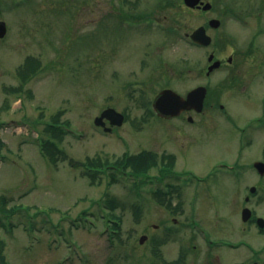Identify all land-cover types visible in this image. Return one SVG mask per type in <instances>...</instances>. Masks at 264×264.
I'll use <instances>...</instances> for the list:
<instances>
[{"label": "rangeland", "instance_id": "rangeland-1", "mask_svg": "<svg viewBox=\"0 0 264 264\" xmlns=\"http://www.w3.org/2000/svg\"><path fill=\"white\" fill-rule=\"evenodd\" d=\"M205 1L214 7L206 14L183 0H0V20L8 28L0 39V249L8 264H167L177 257V241L187 238L179 233L161 242L165 229H174V218L179 232L180 219L193 215L208 226L210 216L221 223L238 221L229 208L230 184L222 187L221 179L214 182L209 175L220 162H239V136L226 122L242 126L264 107V0ZM210 18L222 21L219 30L208 28L210 47L183 39ZM212 52L224 61L237 57L207 77ZM30 58L39 65L25 78L20 71ZM233 75L239 78L235 88L228 82L216 89ZM198 85L210 89L206 107H224L198 117L206 121L205 130L180 119L179 137L175 125L147 114L166 86L185 96ZM107 107L126 115L112 133L94 124ZM54 117L83 135L64 136L59 141L64 154L55 160L41 144ZM144 150L178 152L176 170L195 171L196 178L180 191L185 200L180 198L179 215L173 206L155 204L149 187L139 188L138 195L133 180L118 176L108 186L107 172L102 183L92 185L84 175L87 158L113 163ZM178 176L171 175L172 183L179 184ZM108 194L120 205L122 231L116 242L104 233ZM85 211L96 224L80 220L74 227L71 220ZM221 231L213 233L239 235L233 227ZM142 235L148 236L143 244ZM249 239L260 248L262 263L264 239ZM79 249L81 256L74 253ZM231 251L225 255L230 262L251 258L245 248ZM193 253L190 246L187 264L196 262Z\"/></svg>", "mask_w": 264, "mask_h": 264}, {"label": "flooded vegetation", "instance_id": "flooded-vegetation-1", "mask_svg": "<svg viewBox=\"0 0 264 264\" xmlns=\"http://www.w3.org/2000/svg\"><path fill=\"white\" fill-rule=\"evenodd\" d=\"M210 19H208V22ZM234 59V55L230 56L227 63L223 61V66H230L228 63H233ZM177 75V80H180V73ZM226 84L227 82L216 89L222 91L223 86H226ZM164 89L173 88L166 86ZM164 89H162L155 97L152 103L153 110L155 100ZM214 106L215 105H212V107H204L202 112L187 110L181 114L179 113L176 117L163 116L154 110V115H152V117L163 123H169L173 126L175 125L176 132L180 137V119H185L188 123H191L192 126L205 130L207 127L206 121H203L204 119L198 120V117H205L209 108L212 110L218 108L219 110L224 111L223 105H219V107ZM226 123H228L232 130L239 136L238 147L240 148V151L237 156L239 162L232 165L226 162H220L213 167L209 176L210 180L214 182L215 180L221 179L224 182V184H220L222 187L228 186V188H230L231 186L233 194L232 198L229 200V208L233 216L238 217V221L235 218L236 222L234 223L232 220H227L221 223L218 221L219 217L210 216L209 221L211 226H208L201 218L194 215L180 219V232L177 233V236H179V233H184L187 238H180V241H177L180 243L177 257L175 259L176 264H185L191 259L190 246H192V249L195 252L193 255L197 259L194 260L196 261L194 264H264L258 261V258L261 257H258L256 254V250L260 248L256 247L254 241L253 243L248 241L250 240V237L251 239H255L256 237H258V239H264V107H261V110L257 113L256 117L244 120L242 126L236 125L234 120L227 121ZM107 125H110V121H107ZM179 150L180 145L178 146V151ZM249 153L251 154L248 155ZM162 154L170 155L172 156V159H175V161L173 160L172 168H164V170H170V176L172 174H175V176L178 174L196 175L193 170L183 172L176 170L175 165L179 160L178 152H166ZM247 155L248 157H246ZM161 170L162 169L156 168L152 169V172L157 171L158 174L156 175H159ZM152 172H150V175ZM227 183H229L230 186ZM184 186L186 185L179 187L177 190V206H180V198L181 200H185L183 196H180V191ZM165 197L169 198V195H166ZM154 201L155 203H158L156 199H154ZM173 220L178 224L177 219ZM227 227H233L235 232L239 234L238 237L234 238L223 235H214L215 233L213 232L215 228H218L221 231ZM174 234L176 233H170V231L165 230L164 236H166V238L161 236V240L165 241ZM259 247H264V244ZM243 248L249 251L251 256L250 259L247 257L245 261L234 263L226 260V251H238Z\"/></svg>", "mask_w": 264, "mask_h": 264}, {"label": "trees", "instance_id": "trees-1", "mask_svg": "<svg viewBox=\"0 0 264 264\" xmlns=\"http://www.w3.org/2000/svg\"><path fill=\"white\" fill-rule=\"evenodd\" d=\"M172 2L168 3V6H172L171 5ZM126 16V15H125ZM180 29H182L180 27ZM39 62H37L36 60L33 59H28L27 65L26 67H24L21 71H20V76H23L25 78H28L30 73H36V69ZM36 68V69H35ZM236 81H238L236 79ZM64 125H69V122H64V123H60L59 122V117H54L52 121L48 122L46 124L45 127V133L47 135H49V137L45 138L44 140H41V144L43 149H45V153L46 155H49L50 157L53 158V160H55V156L57 154H64V150L61 148V146L59 145V141L62 142L64 136H67V132L64 130L63 126ZM1 128V125H0ZM2 146L3 143H2ZM167 157V156H166ZM166 157L162 158V161L166 160ZM161 161V157L158 153L153 152V151H142L139 154H135V155H129L128 153L125 154L124 156H122L121 158L117 159L114 163H112L114 166H117L118 168L124 170V171H128L130 173H138L141 175H145L147 174L153 167H159V163ZM109 164V161H105V163L100 159V158H87L86 161H84L82 163V166L84 167V175L87 176L88 178H90L92 185H98L100 183H102V177L105 175L103 174V172H92L89 171L87 168H97V169H103L106 167V165ZM168 166H171L170 164H168ZM111 175H109L110 180L108 182V186L113 185L116 181H117V177L120 176L118 173L116 172H111ZM162 176H166V173H163ZM121 177V176H120ZM144 183V182H142ZM107 199L105 200L110 213L109 216L111 219H121L120 216L116 215V209L120 206L119 202L111 197L109 194L107 195ZM159 197H161L160 195H158ZM161 199V200H160ZM158 199L160 201V205L164 206L165 204H167L169 207L172 209V205L169 199L168 202H163V198ZM2 204L5 206L6 205V200L2 199L1 200ZM170 202V203H169ZM135 209V214L138 216V210L136 207H134ZM2 211L4 213L8 212L7 210L2 208ZM14 210H9V212H13ZM177 211V208H176ZM175 211V212H176ZM115 228H117L116 225H114ZM158 255L160 256V258L163 259L161 251L160 253H158ZM0 256L2 259V263L3 264H8L3 256V252L0 249ZM174 264V263H173Z\"/></svg>", "mask_w": 264, "mask_h": 264}, {"label": "water", "instance_id": "water-1", "mask_svg": "<svg viewBox=\"0 0 264 264\" xmlns=\"http://www.w3.org/2000/svg\"><path fill=\"white\" fill-rule=\"evenodd\" d=\"M185 4L190 8H202L204 11H209L212 8L211 3H204L202 0H184ZM221 22L219 20H212L210 26L213 28H218ZM7 33L6 23L0 21V38H3ZM194 42L209 46L212 43V38L207 35L205 27H200L191 35ZM214 55H211L209 61H212ZM221 66V62H215L208 70V75H210L215 69ZM206 87H198L188 93L187 97L184 98L173 90H164L159 98L155 102V109L165 116H178L179 113L185 110H196L201 112L204 107L205 99L207 96ZM110 120L112 125L122 126L125 120V116L118 112L114 108H107L102 112V114L95 119V124L97 126L105 127V131H111V129L106 128V123L104 120ZM1 151V142H0ZM147 239L146 236L141 238V243ZM0 264H2L0 258Z\"/></svg>", "mask_w": 264, "mask_h": 264}]
</instances>
